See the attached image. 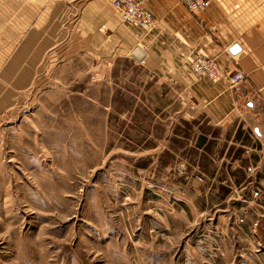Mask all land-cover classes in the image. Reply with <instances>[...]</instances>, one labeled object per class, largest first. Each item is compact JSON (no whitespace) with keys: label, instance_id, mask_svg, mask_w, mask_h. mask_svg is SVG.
Segmentation results:
<instances>
[{"label":"rangeland","instance_id":"rangeland-1","mask_svg":"<svg viewBox=\"0 0 264 264\" xmlns=\"http://www.w3.org/2000/svg\"><path fill=\"white\" fill-rule=\"evenodd\" d=\"M135 50L64 54L0 113V264H264V175L204 192L197 137L218 133Z\"/></svg>","mask_w":264,"mask_h":264},{"label":"crops","instance_id":"crops-1","mask_svg":"<svg viewBox=\"0 0 264 264\" xmlns=\"http://www.w3.org/2000/svg\"><path fill=\"white\" fill-rule=\"evenodd\" d=\"M110 2L0 0V113L44 83L64 54L105 58L136 49L152 75L181 97L182 112H198L218 133L197 137L196 149L211 166L201 163L198 173L204 192L221 203L226 189L249 196L254 177L264 175V0H209L196 14L178 0H147L143 7L156 20L148 30L123 23ZM197 57L216 60L224 78L195 77L190 62ZM236 71L245 78L230 88L226 75Z\"/></svg>","mask_w":264,"mask_h":264},{"label":"built area","instance_id":"built-area-1","mask_svg":"<svg viewBox=\"0 0 264 264\" xmlns=\"http://www.w3.org/2000/svg\"><path fill=\"white\" fill-rule=\"evenodd\" d=\"M186 8L191 12L203 11L208 7L205 0H181ZM112 7L120 14L122 20L126 23H132L142 28H152L154 21L150 13L142 8L140 3L134 0H113ZM192 71L201 78L207 80H219L223 78L222 71L217 67L213 59H196L192 65ZM242 73H235L226 77L230 88L244 80Z\"/></svg>","mask_w":264,"mask_h":264},{"label":"water","instance_id":"water-1","mask_svg":"<svg viewBox=\"0 0 264 264\" xmlns=\"http://www.w3.org/2000/svg\"><path fill=\"white\" fill-rule=\"evenodd\" d=\"M239 48L237 47V46H234V47H232L231 49H230V52L232 53V54H236V53H238L239 52ZM136 50L134 51V53H133V55L136 57ZM143 57V56H142ZM136 58H138V57H136ZM139 60H141L140 58H138Z\"/></svg>","mask_w":264,"mask_h":264}]
</instances>
